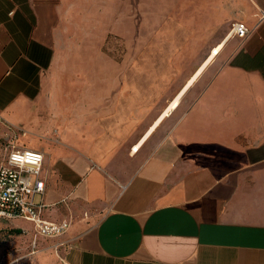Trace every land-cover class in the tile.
Here are the masks:
<instances>
[{"label":"crops","instance_id":"1","mask_svg":"<svg viewBox=\"0 0 264 264\" xmlns=\"http://www.w3.org/2000/svg\"><path fill=\"white\" fill-rule=\"evenodd\" d=\"M0 131L72 222L35 264H264V0H0Z\"/></svg>","mask_w":264,"mask_h":264},{"label":"built area","instance_id":"2","mask_svg":"<svg viewBox=\"0 0 264 264\" xmlns=\"http://www.w3.org/2000/svg\"><path fill=\"white\" fill-rule=\"evenodd\" d=\"M250 32L245 23L236 22L232 25L231 36L245 39ZM44 160L43 152L9 140L0 162V219L32 223L35 229L34 245L39 236L63 237L72 224L70 220L57 222L46 219V205L36 201V196L46 191V182L41 177ZM67 244L62 242L56 249Z\"/></svg>","mask_w":264,"mask_h":264},{"label":"rangeland","instance_id":"3","mask_svg":"<svg viewBox=\"0 0 264 264\" xmlns=\"http://www.w3.org/2000/svg\"><path fill=\"white\" fill-rule=\"evenodd\" d=\"M112 36L117 37L120 42L127 41L125 33ZM9 140L11 139H7L0 131V162L3 160L5 146ZM32 250V242L26 239L24 234L18 233V220L0 219V264H35Z\"/></svg>","mask_w":264,"mask_h":264},{"label":"bare ground","instance_id":"4","mask_svg":"<svg viewBox=\"0 0 264 264\" xmlns=\"http://www.w3.org/2000/svg\"><path fill=\"white\" fill-rule=\"evenodd\" d=\"M217 53V51H215Z\"/></svg>","mask_w":264,"mask_h":264}]
</instances>
